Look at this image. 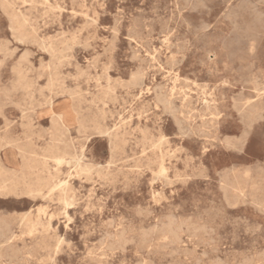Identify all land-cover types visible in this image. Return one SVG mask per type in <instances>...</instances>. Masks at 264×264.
<instances>
[{
	"label": "rangeland",
	"instance_id": "obj_1",
	"mask_svg": "<svg viewBox=\"0 0 264 264\" xmlns=\"http://www.w3.org/2000/svg\"><path fill=\"white\" fill-rule=\"evenodd\" d=\"M263 17L264 0H0V264H264ZM49 99L74 107L67 130Z\"/></svg>",
	"mask_w": 264,
	"mask_h": 264
},
{
	"label": "bare ground",
	"instance_id": "obj_2",
	"mask_svg": "<svg viewBox=\"0 0 264 264\" xmlns=\"http://www.w3.org/2000/svg\"><path fill=\"white\" fill-rule=\"evenodd\" d=\"M209 1V0H208ZM211 1V0H210ZM215 1V0H214ZM236 1V0H235ZM240 1V0H239ZM242 1V0H241ZM171 2V1H170ZM174 2H176V1H174ZM179 2H180V0H179ZM201 3V2H200ZM221 3V2H220ZM216 4H218V3H216ZM237 4V3H236ZM180 5V4H179ZM178 5V6H179ZM182 5V4H181ZM201 5H203L204 6V4H202L201 3ZM205 5H206V3H205ZM213 4H211V5H209L210 7L212 6ZM219 5V4H218ZM224 5V4H223ZM175 6H176V4H175ZM208 6V5H207ZM216 6V5H215ZM214 7V6H213ZM212 7V8H213ZM228 7V6H227ZM160 8V7H159ZM178 8V7H177ZM182 8V7H181ZM218 8V7H217ZM229 8V7H228ZM261 8V7H260ZM54 9V8H53ZM142 10V9H141ZM166 10V9H165ZM193 10V9H192ZM186 11V10H185ZM188 11V10H187ZM201 11H203V10H201ZM205 11V10H204ZM145 12V11H144ZM184 12V11H183ZM189 12V11H188ZM191 12H193V11H191ZM207 12V11H206ZM224 12V11H223ZM242 12V11H241ZM156 13V12H155ZM187 13V12H186ZM221 13V12H220ZM250 13V12H249ZM248 13V14H249ZM175 14V13H174ZM185 14V13H184ZM203 15V14H202ZM205 15V14H204ZM218 16V15H217ZM222 16V15H221ZM221 16H219V17H221ZM185 17V16H184ZM242 17V16H241ZM201 18H203L202 16H201ZM216 19H217V17H215ZM222 18V17H221ZM243 18V17H242ZM252 18V17H251ZM264 18V17H263ZM133 19H135V18H133ZM162 19H164L163 17H162ZM177 19V18H176ZM175 19V20H176ZM157 21H158V19H156ZM244 20V19H243ZM159 21H160V19H159ZM193 21V20H192ZM264 21V20H263ZM144 22V21H143ZM169 22V21H168ZM167 22V23H168ZM173 22H174V20H173ZM206 22H207V20H206ZM260 22V21H259ZM145 23V22H144ZM166 23V24H167ZM177 23V22H176ZM189 23H190V21H189ZM245 23V22H244ZM160 24V23H159ZM173 23H171V25H172ZM259 24V23H258ZM261 24V23H260ZM170 25V26H171ZM175 25V24H174ZM184 25V24H183ZM196 25V24H195ZM217 25V24H216ZM256 26H257V24H255ZM262 25V24H261ZM264 25V24H263ZM134 26V25H133ZM144 26H146V25H144ZM182 26V25H181ZM193 26V25H192ZM230 26H231V24H230ZM166 27V26H165ZM214 27V26H213ZM160 28V27H159ZM171 28V27H170ZM181 28V27H180ZM187 28H188V26H187ZM192 28V27H191ZM253 28V27H252ZM264 28V27H263ZM147 29V28H146ZM163 29H164V27H163ZM163 29H161V30H163ZM167 29V28H166ZM184 29V28H183ZM256 29V28H255ZM151 30V29H150ZM176 30V29H175ZM260 30V29H259ZM263 30V29H262ZM149 31V30H148ZM199 31V30H198ZM201 31V30H200ZM153 31L151 30V33H152ZM160 32V31H159ZM169 32H171V31H169ZM193 31H191V33H192ZM204 32V31H203ZM202 32V33H203ZM230 32V31H229ZM251 32V31H250ZM264 32V31H263ZM166 33V32H165ZM164 33V34H165ZM168 33V32H167ZM172 33V32H171ZM188 33V32H187ZM191 33H189V34H191ZM208 33V32H207ZM184 34V33H183ZM223 34V33H222ZM240 34V33H239ZM263 34V33H262ZM194 35V34H193ZM227 35V34H226ZM225 35V36H226ZM242 35H244V34H242ZM248 35V34H247ZM245 36V35H244ZM183 37V36H182ZM195 37V36H194ZM71 38V37H70ZM193 38V37H192ZM199 38V37H198ZM231 38V37H230ZM165 39V38H164ZM167 39V38H166ZM203 39H204V37H203ZM207 39V38H206ZM263 39V38H262ZM73 40V39H72ZM159 40V39H158ZM175 40H176V38H175ZM184 40V39H183ZM212 40V39H211ZM217 40V39H216ZM220 40V39H219ZM226 40H228V39H226ZM70 41V40H69ZM166 41V40H165ZM170 41V40H169ZM186 41V40H185ZM200 41L202 42V39H200ZM223 41V40H222ZM222 41H221V43H222ZM241 41V40H240ZM171 42V41H170ZM194 42V41H193ZM234 42V41H233ZM259 42V41H258ZM66 43V42H65ZM172 43H174L175 44V42L173 41ZM205 43V42H204ZM215 43V42H214ZM183 44L185 45V42H183ZM187 44H189V43H187ZM197 44H199V42L197 43ZM211 44H213V43H211L210 42V45ZM244 44V43H243ZM171 45V44H170ZM176 45V44H175ZM191 45V44H190ZM195 45V44H194ZM207 45V44H206ZM218 45V44H217ZM182 46V45H181ZM188 46V45H187ZM187 46H185V47H187ZM208 46V45H207ZM240 46H242V45H240ZM62 47V46H61ZM185 47H183V48H185ZM188 47H190V46H188ZM205 47V46H204ZM219 47V46H218ZM181 48V47H180ZM202 48H203V46H202ZM220 48V47H219ZM63 49V48H62ZM65 49V48H64ZM63 49V50H64ZM114 49V48H113ZM234 49H235V47H234ZM246 49V48H245ZM155 50H157V49H155ZM230 50V49H229ZM247 50V49H246ZM257 50V49H256ZM59 51V50H58ZM61 51V50H60ZM138 51V50H137ZM213 52H214V50H212ZM232 51H234V50H232ZM231 51V52H232ZM24 52V51H23ZM225 52V51H224ZM248 52V51H247ZM261 52V51H260ZM65 53V52H64ZM61 54V53H60ZM65 54H67V53H65ZM171 54V53H170ZM221 54V53H220ZM224 54V53H223ZM229 54V53H228ZM249 54V53H248ZM158 55V54H157ZM214 55V54H213ZM67 56V55H66ZM181 56H183V55H181ZM215 56H216V54H215ZM229 56V55H228ZM236 56V55H235ZM249 56H250V54H249ZM70 57V56H69ZM210 57V56H209ZM241 57H244V56H241ZM247 57V56H246ZM257 57V56H256ZM158 58H160V57H158ZM174 58V57H173ZM235 58V57H234ZM237 58H238V56H237ZM250 58V57H249ZM242 59V58H241ZM171 60H172V58H171ZM177 60V59H176ZM198 60H200L199 58H198ZM222 60V59H221ZM228 60V59H227ZM232 60V59H231ZM246 60V59H245ZM173 61V60H172ZM171 61V62H172ZM165 62V61H164ZM170 62V63H171ZM177 62H178V60H177ZM201 62H202V60H201ZM222 62V61H221ZM224 62V61H223ZM222 62V63H223ZM227 62V61H226ZM239 62V61H238ZM221 63V64H222ZM228 63H230L229 61H228ZM227 63V64H228ZM243 63V62H242ZM174 64H176V63H174ZM200 64V63H199ZM203 64V63H202ZM247 64V63H246ZM170 65V64H169ZM243 65V64H242ZM214 67H215V64H214ZM229 67V66H228ZM138 69H139V67H138ZM253 69V68H252ZM56 70V69H55ZM210 70V69H209ZM20 71V70H19ZM238 71V70H237ZM240 71V70H239ZM246 71V70H245ZM252 71H254V70H252ZM259 71V70H258ZM144 72V71H143ZM208 72V71H207ZM261 72V71H260ZM22 73V72H21ZM192 73V72H191ZM212 73V72H211ZM246 73H248L247 71H246ZM245 73V74H246ZM241 74V73H240ZM239 74V75H240ZM134 75V74H133ZM140 75V74H139ZM143 75V74H142ZM238 75V76H239ZM262 75V74H261ZM260 75V76H261ZM242 76V75H241ZM246 76V75H245ZM251 76H252V74H251ZM250 77V76H249ZM130 78V77H129ZM261 78H263V76H261ZM174 79V78H173ZM256 79V78H255ZM254 79V80H255ZM259 79V78H258ZM132 80H133V78H132ZM172 80V79H171ZM251 80V79H250ZM263 80V79H262ZM235 81V80H234ZM246 81V80H245ZM128 82V81H127ZM140 82V81H139ZM252 82V81H251ZM256 82V81H255ZM135 83V82H134ZM194 83V82H193ZM245 83V82H244ZM264 83V82H263ZM101 84V83H100ZM216 84V83H215ZM260 84V83H259ZM102 85V84H101ZM173 85V84H172ZM26 86V85H25ZM50 86H52V85H50ZM140 86V85H139ZM264 86V85H263ZM158 87V86H157ZM175 87V86H174ZM163 88V87H162ZM202 88V87H201ZM159 89H160V86H159ZM185 89H187V88H185ZM196 89V88H195ZM173 90V89H172ZM200 90V89H199ZM259 90V89H258ZM212 91V90H211ZM217 91V90H216ZM254 91H257V90H254ZM261 91V90H260ZM156 92V91H155ZM182 92V91H181ZM217 93V92H216ZM159 95V94H158ZM161 95V94H160ZM172 96V95H171ZM162 97H164L163 95H162ZM161 97V98H162ZM168 97V96H167ZM170 97V96H169ZM166 98V97H165ZM184 98V97H183ZM160 98H157V100H159ZM169 99V98H168ZM233 99V98H232ZM166 100V99H165ZM160 101H162V100H160ZM169 101V100H168ZM208 101V100H207ZM206 100H205V102H207ZM211 101H212V99H211ZM194 102V101H193ZM197 102V101H196ZM166 103V102H165ZM172 103V102H171ZM203 103V102H202ZM48 104H49V110H50V114H51V120H52V122H53V124L56 126V127H60V128H62V129H64V130H67V128L75 121V113H74V107L73 106H71V104L70 103H68V102H63V103H60V104H53V102L51 101V99H49L48 100ZM166 104H168V103H166ZM208 104V103H207ZM234 104V103H233ZM162 105H163V108H164V103H162ZM206 106V105H205ZM175 107V106H174ZM173 107V108H174ZM180 107V106H179ZM233 107V106H232ZM176 108H178V106H176ZM207 108V107H206ZM165 109V108H164ZM168 109V108H167ZM171 111H172V109H170ZM173 111H175V110H173ZM176 111H177V109H176ZM254 110H251V112H253ZM23 112V111H22ZM104 112V111H103ZM237 113H238V111H237ZM172 114V113H171ZM239 115V114H238ZM103 117V116H102ZM174 118V117H173ZM259 119H261V117H259ZM125 120V119H124ZM201 121V120H200ZM181 122H182V120H181ZM187 122V121H186ZM181 123H179L178 125H180ZM188 124H189V122H188ZM182 125V124H181ZM178 127V126H177ZM187 127V126H186ZM179 129V128H178ZM189 129V128H188ZM190 129H191V127H190ZM183 130H185V129H183ZM182 130V131H183ZM187 130V129H186ZM198 130V129H197ZM181 131V132H182ZM201 131V130H200ZM102 132V131H101ZM105 133V132H104ZM198 133V132H197ZM101 134V133H100ZM182 134V133H181ZM25 135V134H24ZM198 135V134H197ZM30 136V135H29ZM50 136V135H49ZM54 136V135H53ZM52 136V137H53ZM40 137V136H39ZM59 138V137H58ZM207 138V137H206ZM41 139V138H40ZM212 139V138H211ZM33 145H34V143H32ZM114 147V146H113ZM46 150H48V149H46ZM65 150V149H64ZM111 152V151H110ZM24 155V154H23ZM30 155V154H29ZM66 155H67V153H66ZM36 156V155H35ZM39 156V155H38ZM34 157V156H33ZM40 157V156H39ZM62 159V157H56V159H54V160H57L58 162H60V160ZM113 159V158H112ZM115 159V158H114ZM138 160V159H137ZM69 161V160H68ZM74 161V160H73ZM133 161V160H132ZM24 162V161H23ZM34 162V161H33ZM258 162V161H257ZM116 163V162H115ZM162 163V162H161ZM136 164H137V162H136ZM21 165V164H20ZM23 165H25V164H23ZM32 165H33V163H32ZM31 165V166H32ZM160 165H162V164H160ZM35 166H36V164H35ZM73 166H75V165H73ZM138 166V165H137ZM30 167V166H29ZM43 167V166H42ZM88 167V166H87ZM93 167V166H92ZM247 167V166H246ZM21 168V167H20ZM38 168V167H37ZM46 168V167H45ZM75 169H76V167H74ZM86 168V167H85ZM160 168V167H159ZM161 168H162V166H161ZM248 168V167H247ZM247 168H246V170H247ZM29 169V168H28ZM162 169H164V167L162 168ZM79 170H80V168H79ZM165 170V169H164ZM262 170V169H261ZM260 170V171H261ZM1 171V170H0ZM3 171V170H2ZM80 171H82V170H80ZM85 171V170H84ZM99 171V170H98ZM256 171V170H255ZM259 171V172H260ZM162 172V171H161ZM161 172H159L158 173V175L161 173ZM244 172V171H243ZM154 173H157V172H154ZM250 173V172H249ZM261 173V172H260ZM36 174V173H35ZM80 174V173H79ZM83 174H85V173H83ZM163 174V173H162ZM201 174V173H200ZM199 174V175H200ZM241 174V173H240ZM78 175V174H77ZM76 175V176H77ZM194 175V174H193ZM220 175V174H219ZM245 175H247V174H245ZM80 176H81V174H80ZM86 176V175H85ZM106 176V175H105ZM165 176V175H164ZM51 177H53V175L50 173V172H48V180H51ZM163 177V176H162ZM201 177H202V175H201ZM204 177H205V175H204ZM235 177V176H234ZM241 177V176H240ZM239 177V178H240ZM248 177V176H247ZM85 178V177H84ZM87 178V177H86ZM242 178H243V176H242ZM248 178H250V177H248ZM221 179V178H220ZM236 179V178H235ZM245 179H246V177H245ZM46 180V179H45ZM247 180V179H246ZM3 181V180H2ZM36 181V180H35ZM81 181V180H80ZM224 181V180H223ZM228 181H229V179H228ZM231 181V180H230ZM251 181V180H250ZM167 182V181H166ZM62 183V182H61ZM60 183V184H61ZM67 183V182H66ZM248 183V182H247ZM246 183V184H247ZM59 184V183H58ZM63 184V183H62ZM245 184V185H246ZM249 184V183H248ZM57 185V183L55 184V185H53V187L54 186H56ZM65 186L67 185V184H64ZM223 185V184H222ZM231 185V184H230ZM254 185V184H253ZM64 187V186H63ZM63 187H62V191H63ZM67 187V186H66ZM244 187V186H243ZM258 187V186H257ZM18 188V187H17ZM219 188V187H218ZM223 188V187H222ZM234 188H236V187H234ZM242 188V187H241ZM259 188V187H258ZM66 189V188H65ZM230 189H233V188H231L230 187ZM40 190V189H39ZM220 190V189H219ZM7 191V190H6ZM223 191H225V189L223 188ZM66 192H68V191H66ZM70 192H71V190H70ZM70 192H68V194L70 193ZM239 192H240V189H239ZM246 192V191H245ZM60 193H61V191H60ZM65 193V192H64ZM241 193V192H240ZM225 194V193H224ZM250 194H252V193H250ZM66 195V197H67V194H65ZM73 195V194H72ZM239 195V194H238ZM238 195H236V196H238ZM241 195H243V194H241ZM153 196V195H152ZM40 197V196H39ZM74 197V196H73ZM64 198H65V196H64ZM70 198V197H69ZM225 198V197H224ZM253 198V197H252ZM71 199H73V198H71ZM70 199V201H72ZM228 199V198H227ZM226 199V200H227ZM234 199V198H233ZM61 200V199H60ZM66 200V199H65ZM225 200V201H226ZM235 200V199H234ZM63 201H64V199H63ZM68 201H69V199H68ZM228 201V200H227ZM257 201V200H256ZM262 200H260V202H261ZM60 202V201H59ZM65 203H67L66 201H64ZM210 202H212V201H210ZM251 202V201H250ZM259 202V201H258ZM231 203H232V201H231ZM231 203H229V204H231ZM237 203V202H236ZM233 204V203H232ZM260 204V203H259ZM217 206H218V204H217ZM231 206V205H230ZM210 207V206H209ZM221 208H223V206L221 207ZM207 209V208H206ZM210 209V208H209ZM219 209V208H218ZM139 210V209H138ZM204 210V209H203ZM220 210V209H219ZM30 211V210H29ZM218 211V210H217ZM221 211V210H220ZM137 212V211H136ZM212 212V211H211ZM30 213V212H29ZM66 213V212H65ZM137 214V213H136ZM195 214H196V212H195ZM201 214V213H200ZM208 214V213H207ZM216 213L214 212V215H215ZM9 215V214H8ZM67 215V214H66ZM174 215V214H173ZM216 215H218V214H216ZM196 216H197V214H196ZM24 217V216H23ZM65 217H67V216H65ZM173 217V216H172ZM243 217H245V216H243ZM22 218V217H21ZM237 218H240V217H237ZM236 218V219H237ZM70 219V218H69ZM138 219H139V217H138ZM190 219V218H189ZM210 219V218H209ZM233 219V218H232ZM231 219V220H232ZM235 219V218H234ZM233 219V220H234ZM7 220V219H6ZM169 220V219H168ZM21 221V220H20ZM70 221V220H69ZM158 221V220H157ZM173 221V220H172ZM171 221V222H172ZM212 221H214V219L212 220ZM228 221V220H227ZM170 222V221H169ZM235 222H237V220L235 221ZM256 222V221H255ZM3 223V222H2ZM228 223H229V221H228ZM6 225H7V223H5ZM20 224V223H19ZM18 224V225H19ZM194 225V224H193ZM254 225V224H253ZM13 226V225H12ZM111 226H112V224H111ZM180 226H181V224H180ZM236 226H238V225H236ZM3 227V229H4V227H5V225L4 226H2ZM114 227V226H113ZM151 227V226H150ZM202 227V226H201ZM203 227H204V224H203ZM257 227V226H256ZM7 228H9V226H7ZM18 228V227H17ZM20 228V227H19ZM142 228V227H141ZM234 228V227H233ZM203 229V228H202ZM210 229H211V227H210ZM209 229V230H210ZM0 230H2V229H0ZM140 230V229H139ZM204 230V229H203ZM212 230V229H211ZM242 231L244 230V229H241ZM253 230V229H252ZM5 231H6V229H5ZM7 231H9L8 229H7ZM21 231V230H20ZM24 231V230H23ZM206 231V230H205ZM171 232V231H170ZM246 232V231H245ZM7 233V232H6ZM13 233V232H12ZM22 233V232H21ZM24 233V232H23ZM106 233V232H105ZM154 233V232H153ZM122 234H124V233H122ZM144 234H145V232H144ZM143 234V235H144ZM233 234V233H232ZM231 234V235H232ZM236 234H238V232L236 233ZM10 235H12V234H10ZM142 235V236H143ZM174 235V234H173ZM172 235V236H173ZM3 236V235H2ZM2 236H0V237H2ZM14 237H15V235H13ZM208 236V235H207ZM238 236V235H237ZM264 236V235H263ZM157 237V236H156ZM212 237V236H211ZM210 237V238H211ZM13 238V237H12ZM109 238V237H108ZM232 239V238H231ZM230 239V240H231ZM10 240V239H9ZM202 240V239H201ZM212 240V239H211ZM214 240V239H213ZM253 240V239H252ZM8 241V240H7ZM23 241H24V239H23ZM22 241V242H23ZM106 241V240H105ZM232 241V240H231ZM234 241V240H233ZM2 242V241H1ZM11 242V241H10ZM36 242H37V240H36ZM173 242V241H172ZM208 242V241H207ZM6 243H9V242H6ZM25 243V242H24ZM59 243H60V241H59ZM142 243H143V241H142ZM15 244V243H14ZM202 244V243H201ZM208 244V243H207ZM206 244V245H207ZM251 244V243H250ZM7 247H8V245L7 244H5ZM11 245H12V243H11ZM10 245V246H11ZM33 245V244H32ZM12 246H15V245H12ZM23 246V245H22ZM102 246V245H101ZM208 246V245H207ZM252 246V245H251ZM18 247V246H17ZM33 247V246H32ZM150 247V246H149ZM162 247V246H161ZM167 247V246H166ZM172 247V246H171ZM249 247V246H248ZM38 248V247H37ZM107 248V247H106ZM105 248V249H106ZM140 248V247H139ZM163 248V247H162ZM188 248V247H187ZM210 248V247H209ZM239 248V247H238ZM253 248V247H252ZM255 248V247H254ZM1 249V248H0ZM100 249H101V247H100ZM141 249V248H140ZM194 249V248H193ZM232 249H233V247H232ZM21 250V249H20ZM27 250V249H26ZM30 250V249H29ZM28 250V251H29ZM31 250H32V248H31ZM30 250V251H31ZM172 250V249H171ZM189 251H190V249H188ZM239 250H240V248H239ZM244 250H245V248H244ZM27 251V252H28ZM99 251V250H98ZM204 251V250H203ZM235 251H237V250H235ZM249 251V250H248ZM1 252V251H0ZM21 252V251H20ZM173 252V251H172ZM238 252V251H237ZM247 252V251H246ZM260 252V251H259ZM261 252H263V250L261 251ZM26 253V252H25ZM167 253H169V252H167ZM171 253V252H170ZM184 253V252H183ZM187 253V252H186ZM8 254V253H7ZM32 254H34L33 252H32ZM177 254H178V252H177ZM203 254H205V255H207L206 253H203ZM225 254V253H224ZM223 254V255H224ZM238 254V253H237ZM264 254V253H263ZM24 255V254H23ZM146 255V254H145ZM202 255V254H201ZM204 255V256H205ZM229 255V254H228ZM239 255V254H238ZM258 255V254H257ZM1 256V255H0ZM14 256H16V255H14ZM199 256V255H198ZM217 256V255H216ZM225 256V258H226V255H224ZM232 256V255H231ZM21 257H23V256H21ZM25 257V256H24ZM15 258V257H14ZM90 258H92V257H90ZM20 259V258H19ZM21 259H23V258H21ZM199 259V258H198ZM197 259V260H198ZM213 259V258H212ZM171 260V259H170ZM196 260V261H197ZM9 261V260H8ZM18 261V260H17ZM34 261V260H33ZM144 261V260H143ZM196 261H195V263H196ZM200 261V260H199ZM215 261H217V259L215 260ZM223 261V260H222ZM239 261V260H238ZM244 261V260H243ZM242 261V262H243ZM9 262H11V261H9ZM25 262H26V260H25ZM25 262H24V264H25ZM29 262V261H28ZM121 262V261H120ZM125 262V261H124ZM152 262V261H151ZM219 262V261H218ZM18 263H20V262H18ZM17 263V264H18ZM98 263V262H97ZM122 263V262H121ZM149 263V262H148ZM168 263V262H167ZM197 263H199V262H197ZM2 264V263H1ZM4 264V263H3ZM11 264V263H10ZM44 264V263H43ZM123 264V263H122ZM142 264H144V263H142ZM151 264V263H150ZM170 264V263H169ZM227 264V263H226Z\"/></svg>",
	"mask_w": 264,
	"mask_h": 264
}]
</instances>
